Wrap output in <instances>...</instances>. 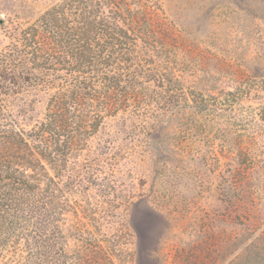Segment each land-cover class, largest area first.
Listing matches in <instances>:
<instances>
[{
    "label": "rangeland",
    "instance_id": "374dc122",
    "mask_svg": "<svg viewBox=\"0 0 264 264\" xmlns=\"http://www.w3.org/2000/svg\"><path fill=\"white\" fill-rule=\"evenodd\" d=\"M55 1L0 0V52L14 23ZM125 5L145 10L154 27L136 66L169 78L149 83L165 106L152 101L143 118H108L86 150L71 154L57 180L67 237L59 264L94 248L99 264H232L247 244L236 240L242 223L264 221V0ZM44 108L38 97L26 124ZM66 178L79 194L65 191ZM82 205L90 218L78 239Z\"/></svg>",
    "mask_w": 264,
    "mask_h": 264
},
{
    "label": "trees",
    "instance_id": "16d2710c",
    "mask_svg": "<svg viewBox=\"0 0 264 264\" xmlns=\"http://www.w3.org/2000/svg\"><path fill=\"white\" fill-rule=\"evenodd\" d=\"M125 1L57 0L12 25L0 52V264L65 260L57 180L69 157L86 150L108 118L145 117L159 100L149 83L169 79L136 66L138 52L148 55L154 27L145 10ZM38 97L45 98L43 117L28 126ZM66 179L65 191L79 194V183ZM79 207L74 234L81 239L90 209ZM242 226L237 244H247L232 264H264V221ZM94 249L77 254L75 264H99L101 251Z\"/></svg>",
    "mask_w": 264,
    "mask_h": 264
}]
</instances>
